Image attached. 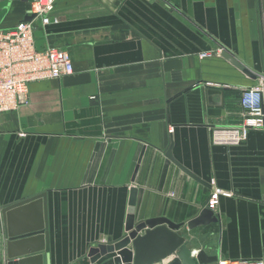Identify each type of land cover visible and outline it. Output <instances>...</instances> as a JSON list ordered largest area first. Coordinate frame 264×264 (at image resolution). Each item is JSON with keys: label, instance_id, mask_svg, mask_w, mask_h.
Instances as JSON below:
<instances>
[{"label": "crops", "instance_id": "1", "mask_svg": "<svg viewBox=\"0 0 264 264\" xmlns=\"http://www.w3.org/2000/svg\"><path fill=\"white\" fill-rule=\"evenodd\" d=\"M28 8L0 2V27ZM52 15L34 23L36 47L66 50L73 73L31 84L28 103L0 116V208L46 194L48 264H89L91 248L122 238L133 189L135 222L165 218L184 234L213 187L232 192L189 246L264 258V132L211 142L264 73V0H56ZM6 242L0 217V264Z\"/></svg>", "mask_w": 264, "mask_h": 264}, {"label": "water", "instance_id": "2", "mask_svg": "<svg viewBox=\"0 0 264 264\" xmlns=\"http://www.w3.org/2000/svg\"><path fill=\"white\" fill-rule=\"evenodd\" d=\"M21 1L32 3L35 0H0V2ZM34 16L23 21L30 22ZM226 58L235 68L244 74L248 70L227 53ZM166 157L188 176L197 178L174 160L171 146ZM136 190L131 191L128 213L125 223V235L118 241L97 244L88 251L89 264H156L168 260V264H208L217 257L208 256L199 250L192 256L189 246V231L217 221L214 213L203 209L196 218L185 226L174 224L165 218H151L135 222L134 205ZM0 217L6 242V264H48L49 235L46 194H37L31 198L7 204L0 208ZM130 245V248H129ZM45 254H42V252Z\"/></svg>", "mask_w": 264, "mask_h": 264}, {"label": "built area", "instance_id": "3", "mask_svg": "<svg viewBox=\"0 0 264 264\" xmlns=\"http://www.w3.org/2000/svg\"><path fill=\"white\" fill-rule=\"evenodd\" d=\"M56 0H35L29 4L26 15L34 16L30 22L19 21L14 27H0V116L17 111L28 103L30 85L46 80H58L74 71L72 59L60 48L36 47L34 23L42 26L56 23L53 10ZM149 1V0H147ZM264 28V21L261 23ZM208 54H202L207 57ZM264 73L255 84L241 90L239 105L241 120L235 125L215 127L211 130V142L218 146H238L244 143L251 131L264 132ZM232 192L213 187L206 202V209L215 212L221 198H229ZM199 250L192 249V256ZM208 264H264V258L256 260H230L217 257Z\"/></svg>", "mask_w": 264, "mask_h": 264}]
</instances>
